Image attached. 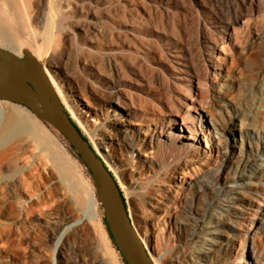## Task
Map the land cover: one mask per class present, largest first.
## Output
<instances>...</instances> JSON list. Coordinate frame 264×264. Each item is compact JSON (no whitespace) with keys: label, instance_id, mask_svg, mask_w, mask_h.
<instances>
[{"label":"rangeland","instance_id":"1","mask_svg":"<svg viewBox=\"0 0 264 264\" xmlns=\"http://www.w3.org/2000/svg\"><path fill=\"white\" fill-rule=\"evenodd\" d=\"M24 2L28 17L5 6L8 38L0 42V79L17 73L16 81L29 82L44 98L52 97L118 186L120 180L133 190L136 231L121 191L132 231L137 239L139 234L147 240L146 247L138 239L150 264L149 253L157 257V252L168 256L163 264H173L169 256L186 240L177 220L185 218L190 206L196 215L206 216L214 198L207 186L229 181L242 158L259 151L257 164L263 173L241 194L243 215L251 217L264 195L260 155L264 151V0ZM24 67L34 73L28 76ZM176 68L188 72L190 80ZM33 77L45 84V90ZM116 90L135 101L137 130L129 136L138 151L128 155L124 164L99 135L107 117H119L116 105L107 101ZM171 106L177 107L173 114ZM0 109L5 117L18 112L49 140L47 151L39 150L25 135L0 141V264H127L104 218L105 194L78 152L23 105L0 98ZM183 126L198 131L196 140L179 138L180 142L171 143ZM181 141H188L191 148ZM56 152L69 165L66 175L71 185L52 160ZM6 161L14 168L9 169ZM11 175L19 177L21 191L29 199L26 204L11 193ZM199 178L205 186L200 187ZM149 187L154 190L152 198L146 197ZM172 196L177 197L173 204L168 200ZM162 219L166 225L160 231L156 223ZM240 219L238 227L249 226L248 219ZM231 239L229 262L234 261L239 236L235 233ZM57 240L61 254L53 252ZM248 243L264 257V226ZM124 245L132 246L126 237ZM240 249L244 264L250 248Z\"/></svg>","mask_w":264,"mask_h":264},{"label":"bare ground","instance_id":"2","mask_svg":"<svg viewBox=\"0 0 264 264\" xmlns=\"http://www.w3.org/2000/svg\"><path fill=\"white\" fill-rule=\"evenodd\" d=\"M6 5L17 15L24 14L26 15V17H28L27 12H25L27 11L25 10V8L27 9V7H25L26 4L24 0H0V42L4 40L6 41L8 38L7 29H6V19L4 17L6 13L5 12ZM7 10L8 9H6V11ZM13 16L16 15L13 14ZM217 23H221L220 20H217ZM29 28L32 29L30 26ZM19 61L20 60H18V62ZM176 69H178V71H181L180 73L185 72L183 71L182 68H176ZM24 71L28 73V76L34 73V72L32 73V71L34 70H31V68L29 67H24ZM184 74L185 77L183 76V78L190 80L189 78H187L189 77L188 76L189 73L185 72ZM16 78H17V73L16 75L13 74L0 79V89H4V90L12 89ZM33 79L38 83V86H41L45 90L46 88L45 84L42 81H40L39 78L37 80V77L36 79L33 77ZM113 92L115 94L107 96V101L109 103H114L113 105H116L114 110L118 111L117 113L119 117H114L112 119L110 117H107L105 119V122L102 123V128H100L101 131L99 132V135L101 136L103 142L110 143L112 150L116 152L117 155L116 157H118L120 162L124 164L126 161H129L128 155H133V152L138 151L137 147L133 143V137L129 136L130 132H133V130L135 131L137 130V128L133 123L134 122L133 103L135 101H133L131 97L129 99L125 94L121 93L122 90L121 91L116 90ZM216 99H219V97H217ZM138 104L140 105V103ZM175 108L171 106L170 114H173V110L175 111ZM187 112H188V108L186 106L185 113ZM242 118L243 117L239 119L241 125L243 124ZM110 128L112 132L111 130L110 132L108 131V129ZM153 128L155 129L156 126ZM183 129L188 131V134H181ZM180 131L181 132H178V134L175 137L171 138V143H176V141L180 142L179 138L188 141L189 140L194 141L197 138L198 131H196L195 128L190 129L187 126H183L182 129H180ZM162 134L165 133L162 132ZM201 134L204 137L206 143H208L209 138L203 133V131ZM246 134L248 133L246 132ZM20 135L28 136L32 141V144L35 143L33 144L34 146L36 145L35 147L39 146L38 147L39 150L42 149L46 150L45 148L49 146L48 145L49 140L44 135L39 133V130L37 131V129L33 126V124L28 123L22 116H20L18 112L17 113L14 112L12 113V115L10 114L9 116L5 117L3 110L0 109V141L6 137H16ZM188 141H181V143L183 146L189 149L191 148L192 145L189 144ZM248 150L249 152H251L252 151L251 147H248ZM258 155H259V151L257 154L256 153L247 154L244 158H242V161L235 166L234 171L232 172L233 173L232 177L229 179V181L227 180L223 181L222 183H220V185L209 186L208 184H206L208 185L207 187L210 188V191H212V194L214 195L213 201L211 202V207L210 209H208L206 216H203L204 214L196 215L194 211H191L192 209L190 206L186 210L185 218L183 219L181 218L177 220V223L179 225L178 229H181L182 231L184 227L182 233L186 231V238H185L186 240L185 242H183V245L179 251L176 250L177 251L176 253L171 254L169 256L172 259L173 264H241L244 251L242 252L240 248L243 247L245 249L247 245L248 248H250L249 256L251 257L248 256V258H246V260L244 261L245 262L244 264H264V257H262L260 253L259 255L256 254L255 252L256 250H254L253 246L248 243L249 240L253 238V235L255 234L257 229L259 227L264 226V195L262 197L261 202L255 207V209L253 208L254 210L253 212H251L252 214L251 217L249 218L243 215V204L245 200L241 195L242 189L249 188L248 186L250 185L252 179L254 178L258 179L263 173V168H261V166L257 164V162L259 161ZM260 155L263 157L264 160V151H260ZM52 160L54 164L58 167V169L61 168L62 171H64L63 174H61L62 175L61 177H63L66 183L70 184L69 182L70 180H68L69 176L67 177L68 174L66 175L69 169V165L67 164V162L64 161L61 158L60 154H58L57 152L52 154ZM146 162L148 163L150 162V165L151 164L159 165V163L156 160L154 161L147 160ZM8 163H7L8 165L6 166L9 169H13L14 168V165L12 164L13 162L12 163L8 162ZM16 168L17 167H15V170H17ZM22 168L20 167V169ZM14 172L16 171H13L12 174H14ZM16 177H14V175H11L9 177L8 184L10 187V191L14 197H17L20 201H22V203L26 204V202H28L29 199L25 197V195H23L22 192L24 191H21V187H23V185L20 184V180H18L19 177L18 178ZM197 182L199 183V185L202 184L203 186H205V183H203L202 178H199ZM118 183L121 190L123 191L127 203L130 204L129 211L131 212L130 214L132 218V229L136 231L138 224L136 217L137 212L135 210V207L133 208V200L136 197L133 195V190H131L129 186L125 185L124 182L119 180ZM145 190L147 196L145 194L144 195L147 198H152L154 194V190L151 187H149V189L145 188ZM175 197L176 196L174 197L172 196L173 199L171 198L168 199L171 204L174 203ZM168 206L169 204L167 205V207ZM239 218H241L242 221L244 218L248 219L249 226L246 228L245 227L243 228V226L238 227L239 224H242V222L239 221ZM156 225L160 228V231L161 230L163 231L164 229L163 225H166V220L162 219L160 223L158 222L156 223ZM235 233L239 236V240L236 244L237 247L235 248L234 251V261L232 260V262H229L228 261L230 259L229 247L231 245H234L231 236L235 235ZM138 239L142 241V243H144V245L147 247V240L145 238L141 237L138 234ZM164 248H166V245L164 246ZM53 252H55L56 254H61L62 245L60 244L59 240H57L54 243ZM164 256L167 255H164L163 253L160 254L157 252V257H153V254L149 253V260L152 262V264H163V258H166ZM52 264H55V262L53 261ZM64 264H68V263L65 262Z\"/></svg>","mask_w":264,"mask_h":264},{"label":"water","instance_id":"3","mask_svg":"<svg viewBox=\"0 0 264 264\" xmlns=\"http://www.w3.org/2000/svg\"><path fill=\"white\" fill-rule=\"evenodd\" d=\"M24 82L20 79L15 80L12 89H0V98L23 105L42 119H46L73 144L75 150L98 182L99 189L105 194L104 218L110 234L127 264H150L143 244L137 239V236L131 229L125 202L120 193L121 189L118 188V184L112 177L104 161L95 151L89 148L82 134L71 122L70 119L72 118L55 107L52 97L50 99L44 98L31 83ZM122 233L132 245L127 247V251L124 247L125 237L122 236Z\"/></svg>","mask_w":264,"mask_h":264},{"label":"trees","instance_id":"4","mask_svg":"<svg viewBox=\"0 0 264 264\" xmlns=\"http://www.w3.org/2000/svg\"><path fill=\"white\" fill-rule=\"evenodd\" d=\"M25 83V82H24ZM67 116H69L68 114H66ZM43 120L45 121V122H47V123H49L50 125H51V123L50 122H48L46 119H44L43 118ZM71 120V122L73 123V125H75V127L77 128V130L82 134V132H81V130L79 129V127L76 125V123L72 120V119H70ZM65 137V136H64ZM82 137H83V139L85 140V141H87V139L84 137V135L82 134ZM65 139L67 140V138L65 137ZM68 141V140H67ZM68 144L71 146V148L73 149V150H75V148H74V146H73V144H71L69 141H68ZM88 146H89V148L92 150V151H94L93 149H92V147L88 144ZM76 151V150H75ZM78 154V153H77ZM79 155V154H78ZM80 156V155H79ZM84 162V161H83ZM85 163V162H84ZM87 166V165H86ZM88 168V167H87ZM88 170H89V168H88ZM89 172L91 173V171L89 170ZM92 174V173H91ZM92 176H93V174H92ZM112 177H113V175H112ZM93 178H94V180L96 181V179H95V177L93 176ZM114 178V177H113ZM96 183H97V185H98V182L96 181ZM118 186V185H117ZM98 187H99V185H98ZM119 188V187H118ZM120 193L122 194V191H120ZM122 197H123V194H122ZM123 200H124V197H123ZM125 202V201H124ZM108 227V226H107ZM123 234V233H122ZM110 236H111V234H110ZM123 236V235H122ZM125 237V236H124ZM111 238H113L112 236H111Z\"/></svg>","mask_w":264,"mask_h":264},{"label":"flooded vegetation","instance_id":"5","mask_svg":"<svg viewBox=\"0 0 264 264\" xmlns=\"http://www.w3.org/2000/svg\"><path fill=\"white\" fill-rule=\"evenodd\" d=\"M128 246H129V245H128ZM124 247H125V246H124ZM125 250L127 251V246H126Z\"/></svg>","mask_w":264,"mask_h":264}]
</instances>
